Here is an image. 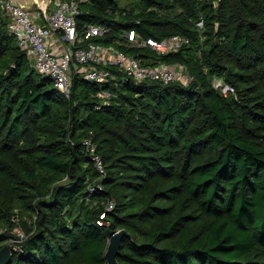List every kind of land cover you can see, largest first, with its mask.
Returning a JSON list of instances; mask_svg holds the SVG:
<instances>
[{"label": "trees", "instance_id": "16d2710c", "mask_svg": "<svg viewBox=\"0 0 264 264\" xmlns=\"http://www.w3.org/2000/svg\"><path fill=\"white\" fill-rule=\"evenodd\" d=\"M89 21L113 27L106 42L131 28L190 37L178 51H131L182 63L192 79L124 81L105 102L77 76L68 96L0 9V248L15 238L6 264H106L123 228L119 264H264V0H91L80 27Z\"/></svg>", "mask_w": 264, "mask_h": 264}, {"label": "built area", "instance_id": "2783aa9c", "mask_svg": "<svg viewBox=\"0 0 264 264\" xmlns=\"http://www.w3.org/2000/svg\"><path fill=\"white\" fill-rule=\"evenodd\" d=\"M91 0H53L47 15L34 5L31 9L15 5L12 0H0L2 13L9 17L10 32L16 36L18 45L27 53L33 66L43 75L51 78L54 86L70 96L75 77L97 83V95L108 102L113 95L112 86L124 81L146 79L170 82L192 79L182 63L166 61L148 62L151 57H143L131 51L133 48L149 47L158 54L178 51L191 43L188 36L174 34L165 38L144 36L134 28L119 31L111 41H104L113 31L111 25L86 22L80 27L79 15L82 6ZM204 26V19L198 21ZM213 84L225 95L235 92L232 83L222 78ZM84 147L92 159L99 178L107 173V167L98 145L91 136L83 140ZM99 187H103L99 183ZM114 202L108 203L112 208ZM106 213L101 214L103 223ZM20 236H24L21 232Z\"/></svg>", "mask_w": 264, "mask_h": 264}, {"label": "water", "instance_id": "95a60500", "mask_svg": "<svg viewBox=\"0 0 264 264\" xmlns=\"http://www.w3.org/2000/svg\"><path fill=\"white\" fill-rule=\"evenodd\" d=\"M53 0H12L15 5H21L24 8L31 9L34 5L47 15L48 9ZM129 234L126 228L118 229L112 232L109 238L108 248L106 250V264H119L118 255L122 245V239ZM13 255V246L5 244L0 248V264H6Z\"/></svg>", "mask_w": 264, "mask_h": 264}, {"label": "rangeland", "instance_id": "374dc122", "mask_svg": "<svg viewBox=\"0 0 264 264\" xmlns=\"http://www.w3.org/2000/svg\"><path fill=\"white\" fill-rule=\"evenodd\" d=\"M218 78H219V79H220V78L224 79L223 77L216 75V76L213 77L212 81L214 82V81H215L216 79H218ZM17 222L19 223V217H17ZM21 229H22V228H21V225L18 224V226H17V228H16V231H17L18 235H19V233L22 232ZM19 231H20V232H19ZM19 237H20V236H19ZM14 239H15V238H10V239H8V240L6 241L5 244L13 245Z\"/></svg>", "mask_w": 264, "mask_h": 264}]
</instances>
